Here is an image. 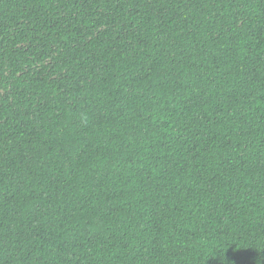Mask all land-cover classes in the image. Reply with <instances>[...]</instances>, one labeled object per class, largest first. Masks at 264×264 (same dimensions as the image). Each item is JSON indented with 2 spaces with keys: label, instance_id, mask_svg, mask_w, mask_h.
<instances>
[{
  "label": "trees",
  "instance_id": "1",
  "mask_svg": "<svg viewBox=\"0 0 264 264\" xmlns=\"http://www.w3.org/2000/svg\"><path fill=\"white\" fill-rule=\"evenodd\" d=\"M0 264H264V0H0Z\"/></svg>",
  "mask_w": 264,
  "mask_h": 264
}]
</instances>
